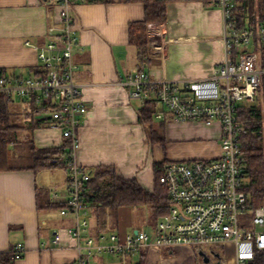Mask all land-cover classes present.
<instances>
[{"label":"crops","instance_id":"obj_1","mask_svg":"<svg viewBox=\"0 0 264 264\" xmlns=\"http://www.w3.org/2000/svg\"><path fill=\"white\" fill-rule=\"evenodd\" d=\"M60 9L52 0H0V77L36 76L41 68L37 48L61 35ZM72 16L77 39L73 52L75 81L88 85L83 100L89 111L78 132L77 158L83 168L92 173L101 166H111L122 178L134 179L152 192L156 164L221 156L220 124L179 123L170 114L163 122L165 147L155 144L148 127L140 122L143 100L133 98L130 89L119 86L139 72L155 81L212 76L226 60L219 8L205 0L170 1L167 22L149 25V52L144 62L139 61L129 35L131 26L145 20L142 4L85 0L73 6ZM51 28L57 31L53 34ZM152 31L158 34L155 41ZM8 110L13 123L25 128L23 136L31 137L36 148L61 147L65 143L58 129H29L34 118L45 119L41 113L32 117L29 101L13 99ZM58 173V169L0 172V255L17 245L26 248L23 258L14 264H73L77 259V242L69 234L74 217H64L60 210L46 207L48 202L53 204V192L68 193V178L57 180ZM88 220L90 232L96 235L97 219L90 208ZM130 232L116 233L125 236ZM57 234L61 238L59 247L54 245ZM179 250L178 258L175 253ZM191 251L185 247L147 251L143 253L144 264H180ZM141 256H130L124 262L116 256L97 255L89 264H139Z\"/></svg>","mask_w":264,"mask_h":264},{"label":"built area","instance_id":"obj_2","mask_svg":"<svg viewBox=\"0 0 264 264\" xmlns=\"http://www.w3.org/2000/svg\"><path fill=\"white\" fill-rule=\"evenodd\" d=\"M84 1L52 0L62 10L63 28L59 37L37 48L41 75L0 77V95L25 101L35 98L40 104H47L50 111L41 115L49 121L50 128L60 130L63 138L70 141L68 193L53 192L52 202L64 204L62 216L74 217V226L69 229L77 242L73 264H89L97 255H112L125 262L128 257L147 251L181 247L201 252L204 248L231 247L235 264H255L257 254L264 252V207L253 208L245 191L241 167L243 128L237 110L242 103L254 102L264 80V21L247 20L239 28L234 15L239 0H209V5L222 11L226 47V60L212 76L155 81L139 72L119 84L130 89L135 99H154L161 108L155 115L157 121L165 122L170 114L179 123L220 124L221 156L163 165L159 183L168 192L169 213L158 221L153 234L135 230L125 236L108 232L94 235L90 232L85 200L91 173L77 158L78 132L89 108L83 100V90L88 85L75 81L73 52L77 39L72 8ZM56 31L50 29L53 34ZM60 242L57 234L54 245L59 247ZM11 252L17 262L26 248L17 245Z\"/></svg>","mask_w":264,"mask_h":264},{"label":"trees","instance_id":"obj_3","mask_svg":"<svg viewBox=\"0 0 264 264\" xmlns=\"http://www.w3.org/2000/svg\"><path fill=\"white\" fill-rule=\"evenodd\" d=\"M96 1V0H88ZM117 0H101L104 3H113ZM132 4H142L145 7V20L130 28V44L136 47L138 59L144 62L149 52V25L165 24L167 22V4L169 0H124ZM209 5V0H205ZM243 9V7H242ZM239 28L243 27L247 20L256 23L264 21V12L260 18L247 19L244 11L236 13ZM244 12V13H243ZM41 75V68L36 71V76ZM12 98L0 95V172L31 170L36 173L45 170L63 169L69 170L68 155L70 153V141L65 139L61 147L38 149L31 137H24L25 128L13 123L10 117L9 106ZM252 103H242L237 110L238 120L242 125L241 136L242 172L245 182V191L253 208L264 207V80L258 95ZM47 102V101H46ZM47 105V104H46ZM46 105H42L32 98L29 106L32 108V117L36 113L50 111ZM157 102L150 98L143 103L140 110V122L148 127L153 142L165 147L163 140L164 123H157ZM49 127L46 119L34 118L30 130ZM27 149L26 157L24 155ZM26 159V165L20 162ZM168 163V162H165ZM164 164L155 166V188L152 192L145 190L136 180H126L119 176L116 169L111 166H101L91 173V181L88 184V193L85 200L89 208L94 211L97 219V234L107 229L109 219H117V212L124 208L148 207L152 210L154 218L160 220L169 213L168 192L159 183ZM50 209L61 210L64 204L47 203ZM255 264H264V252L257 254ZM146 255L142 254L139 264H144ZM12 252L0 255V264H14Z\"/></svg>","mask_w":264,"mask_h":264},{"label":"rangeland","instance_id":"obj_4","mask_svg":"<svg viewBox=\"0 0 264 264\" xmlns=\"http://www.w3.org/2000/svg\"><path fill=\"white\" fill-rule=\"evenodd\" d=\"M238 9L239 10L236 11V13H239L240 11H244L246 15L245 17L247 19H252L253 17L255 19L260 18L261 13L264 12V0H239ZM152 37L154 38L153 40L155 41V39L158 38V34H156L155 31H152ZM24 150H25L24 155L26 157L27 149L25 148ZM20 163L26 165V163L28 162L26 161V159H24ZM58 172L59 173L56 175L57 180L60 179L62 182L66 181L65 177H68V175L66 176L65 170L58 169ZM157 224H158V220L154 218L152 210L148 207L130 208V209L124 208V209H120L117 212V219H113V220L109 219L107 225V232L116 233L120 231L126 233L128 231L138 230L153 234L155 228L157 227ZM180 250L175 253V257L179 258L181 256ZM191 250H192L191 254L188 257L187 256L183 257L180 260L183 262L182 263L180 262V264H183L185 261H186L185 264H205L204 258L201 257L200 255L201 251L194 249ZM212 251H216L221 254L220 256H222L224 264H235L234 252L231 247H227L226 249L218 248V247L215 248L210 247L203 249V252L207 254L208 257H212L211 254ZM167 254L168 252H165V256H167Z\"/></svg>","mask_w":264,"mask_h":264},{"label":"flooded vegetation","instance_id":"obj_5","mask_svg":"<svg viewBox=\"0 0 264 264\" xmlns=\"http://www.w3.org/2000/svg\"><path fill=\"white\" fill-rule=\"evenodd\" d=\"M211 254H212V257H209L211 260L210 264H224V261L222 259V256H220L221 255L220 253L216 251H212Z\"/></svg>","mask_w":264,"mask_h":264},{"label":"water","instance_id":"obj_6","mask_svg":"<svg viewBox=\"0 0 264 264\" xmlns=\"http://www.w3.org/2000/svg\"><path fill=\"white\" fill-rule=\"evenodd\" d=\"M200 255H201V257L204 258V262H205V264H210L211 260H210V258L207 256V254H205L204 252H200Z\"/></svg>","mask_w":264,"mask_h":264}]
</instances>
